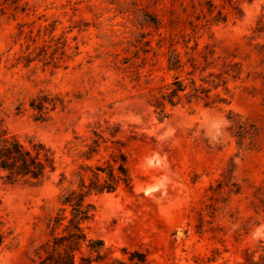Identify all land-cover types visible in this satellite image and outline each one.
<instances>
[{
    "label": "rangeland",
    "instance_id": "374dc122",
    "mask_svg": "<svg viewBox=\"0 0 264 264\" xmlns=\"http://www.w3.org/2000/svg\"><path fill=\"white\" fill-rule=\"evenodd\" d=\"M236 3L242 15L229 14L226 23L212 26L209 33L220 53L235 54L246 72L264 76L257 50L264 36L252 33L264 15V0ZM19 5L16 10L10 1L0 0V119L22 140L34 136L54 150L59 167L40 186L7 183L0 171V222L13 233V239L0 248V264H32L33 247L44 239L48 209L56 205L58 175L71 169L64 146L75 134L86 135L89 126L104 120L135 128L145 136V143L135 145L130 163L133 191L121 188L91 198L95 212L88 224L89 235L103 240L110 251L109 258L99 264H113L114 259L133 264L124 250L146 253L147 264H243L246 255L254 259L264 255V221L247 208L251 184L264 180L261 81L244 78V82L230 83L233 97L227 106H177L160 119L144 100L147 92L169 82L171 75L163 50L157 58L150 53L143 60L142 49L150 38H144L146 34L154 40L158 34L143 13L156 10L161 15L162 4L22 0ZM178 31L190 32L188 28ZM207 39L204 34L200 42ZM62 44L65 47L56 57L62 51L65 55L58 68L44 67L37 60L25 66L23 58L36 47L45 46L51 53ZM117 60L125 63L124 71L115 68ZM39 90L60 94L68 102L47 123L35 121L28 108V100ZM218 92L223 95L222 90ZM19 102L24 103V111L17 114ZM228 110L260 129L258 150L237 147L228 130ZM230 161L242 194H223L211 218L205 210L206 190ZM201 211L205 227L198 232Z\"/></svg>",
    "mask_w": 264,
    "mask_h": 264
},
{
    "label": "trees",
    "instance_id": "16d2710c",
    "mask_svg": "<svg viewBox=\"0 0 264 264\" xmlns=\"http://www.w3.org/2000/svg\"><path fill=\"white\" fill-rule=\"evenodd\" d=\"M8 1L15 5L16 10L21 7L19 3L22 0H4V3ZM148 2L154 6H163L159 10L161 15L156 10L143 13L158 32L156 40L150 33L144 36L150 38L143 42V60L150 53L155 59L163 50L166 71L171 75L169 82L147 92L144 100L160 119L167 118L177 106L191 107L196 103H202L207 108L227 106L233 97L230 83L244 82V78L260 80L264 86L262 73L246 72L245 65L235 54L220 53L212 33H209L212 26L226 23L229 14L237 17L242 15L236 0ZM24 9L21 8L22 11ZM186 28L190 30L189 33L178 31ZM160 30L164 32H159ZM252 33L257 37L264 36V15ZM204 34H207L208 39L200 42ZM35 44L36 40H33V45ZM64 47L65 44L57 46L51 53L45 46L36 47L23 58L25 66L29 67L37 60L44 67L51 65L56 69L65 52L62 51L60 57H56V53ZM29 48L30 46L27 49ZM37 49L38 52L32 55ZM257 50L262 66L264 42L257 44ZM114 65L117 70L126 69L122 68L125 63L121 60L115 61ZM150 75L147 74L146 78ZM136 77L140 79L139 72H136ZM218 90H222L223 95ZM67 105L68 102L60 94H51L45 90H39L28 100L33 119L41 123L51 121L52 114L57 110L64 111ZM262 105L264 106V97ZM23 107L24 103L19 102L15 106L16 113H22ZM227 120L230 135L240 150L259 149L256 140L260 129L254 122L232 110H228ZM138 142L145 143V136L140 135L135 128L124 129L120 123L104 120L89 126L86 135L75 134L66 143L64 149L70 158L71 169L63 170L58 175L56 186L59 193L56 205L48 209L43 229L44 239L33 247L32 264H99L109 258L110 251L103 240L91 237L88 232V224L93 220L95 212L91 198L115 193L121 188L133 191L130 163L134 159L135 145ZM58 167L54 150L34 136L22 140L17 134L10 132L3 119H0V171L5 182L40 186L57 172ZM251 187L247 208L264 221V180L259 185L251 184ZM223 194H242V184L235 176L232 161L206 190L208 203L205 204V210L211 218L215 217L218 201ZM204 224V214L201 211L198 232L204 231ZM12 235V231L4 230L0 222V248L8 239H13ZM124 251L128 253L131 263H148L146 253L139 250ZM113 264L127 263L114 259ZM243 264H264V255H259L257 259L246 255Z\"/></svg>",
    "mask_w": 264,
    "mask_h": 264
}]
</instances>
